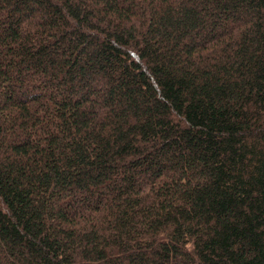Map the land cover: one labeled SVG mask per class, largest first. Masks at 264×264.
<instances>
[{"label":"trees","instance_id":"obj_1","mask_svg":"<svg viewBox=\"0 0 264 264\" xmlns=\"http://www.w3.org/2000/svg\"><path fill=\"white\" fill-rule=\"evenodd\" d=\"M0 264H264V0H0Z\"/></svg>","mask_w":264,"mask_h":264}]
</instances>
